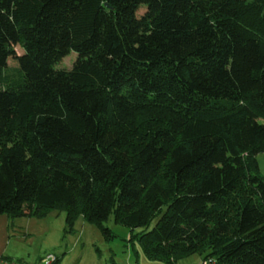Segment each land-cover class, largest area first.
Here are the masks:
<instances>
[{
  "label": "trees",
  "instance_id": "1",
  "mask_svg": "<svg viewBox=\"0 0 264 264\" xmlns=\"http://www.w3.org/2000/svg\"><path fill=\"white\" fill-rule=\"evenodd\" d=\"M260 153L264 0H0V215L264 264Z\"/></svg>",
  "mask_w": 264,
  "mask_h": 264
},
{
  "label": "rangeland",
  "instance_id": "2",
  "mask_svg": "<svg viewBox=\"0 0 264 264\" xmlns=\"http://www.w3.org/2000/svg\"><path fill=\"white\" fill-rule=\"evenodd\" d=\"M144 10L141 7L138 11ZM16 53L22 54V49L15 46ZM76 54L70 53L57 64V69H70ZM14 62L7 63L4 71L5 82L15 78ZM258 174L264 177V153L256 156ZM42 219V220H41ZM15 227L9 233L10 242L6 256L23 261L26 264H37L48 255L56 259L54 264H167L149 260L137 241H130V231L122 226L115 225L112 217L103 226L109 228L115 237L105 240L100 229L88 223L79 216L69 231L65 225V213L60 210L48 211L45 217H34L30 222L24 217L15 218ZM19 222L25 223L20 225ZM23 226L24 229L20 228ZM214 264V261H202L195 254L180 260L176 264ZM8 261H19L3 259Z\"/></svg>",
  "mask_w": 264,
  "mask_h": 264
},
{
  "label": "crops",
  "instance_id": "3",
  "mask_svg": "<svg viewBox=\"0 0 264 264\" xmlns=\"http://www.w3.org/2000/svg\"><path fill=\"white\" fill-rule=\"evenodd\" d=\"M24 218V217H22ZM29 222L34 218V217H26ZM15 218H10L9 216L7 215H0V259H14L16 261H19L20 263L22 264H26L25 262L23 261H20V260H17L15 258H13V256H6L7 254V246L10 242V239L8 238L9 233L12 231V228L15 227V221L13 220ZM42 220V219H41ZM20 225H25V223H22L19 222ZM23 226H20V228L24 229ZM200 261V259L197 261L196 264H198V262ZM38 262V261H37ZM34 263V264H37Z\"/></svg>",
  "mask_w": 264,
  "mask_h": 264
},
{
  "label": "built area",
  "instance_id": "4",
  "mask_svg": "<svg viewBox=\"0 0 264 264\" xmlns=\"http://www.w3.org/2000/svg\"><path fill=\"white\" fill-rule=\"evenodd\" d=\"M55 262H56L55 257L53 255H48L45 258H43L39 264H54ZM0 264H18V263L15 261L0 259Z\"/></svg>",
  "mask_w": 264,
  "mask_h": 264
}]
</instances>
